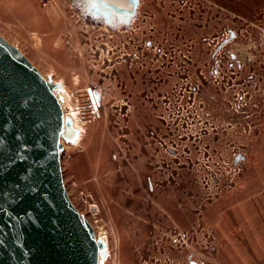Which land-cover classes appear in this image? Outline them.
<instances>
[{"label":"rangeland","instance_id":"374dc122","mask_svg":"<svg viewBox=\"0 0 264 264\" xmlns=\"http://www.w3.org/2000/svg\"><path fill=\"white\" fill-rule=\"evenodd\" d=\"M110 1L0 0V35L85 128L61 138L69 196L107 264H224L226 221L264 226V0Z\"/></svg>","mask_w":264,"mask_h":264},{"label":"water","instance_id":"95a60500","mask_svg":"<svg viewBox=\"0 0 264 264\" xmlns=\"http://www.w3.org/2000/svg\"><path fill=\"white\" fill-rule=\"evenodd\" d=\"M74 135L51 84L0 35V264H98L63 178L61 137Z\"/></svg>","mask_w":264,"mask_h":264},{"label":"crops","instance_id":"0c3cea01","mask_svg":"<svg viewBox=\"0 0 264 264\" xmlns=\"http://www.w3.org/2000/svg\"><path fill=\"white\" fill-rule=\"evenodd\" d=\"M262 150H264V146ZM256 168L261 172L256 173V177L250 181L251 186L254 185L250 195L255 199V207L260 208L257 210L259 215L264 216V153L256 162ZM239 204L241 203L239 202ZM241 211L242 208L239 209L240 215L236 217V220L239 218L243 222L240 231H237L235 222L232 220L226 221L223 226L225 240L223 263L264 264V226L260 220L250 218L246 212ZM244 218L247 220L242 221Z\"/></svg>","mask_w":264,"mask_h":264},{"label":"bare ground","instance_id":"6f19581e","mask_svg":"<svg viewBox=\"0 0 264 264\" xmlns=\"http://www.w3.org/2000/svg\"><path fill=\"white\" fill-rule=\"evenodd\" d=\"M47 81L51 84V81L49 79H47ZM51 86H52L55 94L57 95V97L59 99L60 105H61L62 110H63L65 121H70L71 125L73 126V128L75 130V135L72 139H70V141L74 142V144H76V145H79L84 140L83 136L85 133V128L81 122V118L79 117V113H78L77 109H74L71 107H70L71 109L68 108V106H71V105H70L69 96H68L65 89L63 91V96H60L55 91V89H54L55 86L53 87L52 84H51ZM61 87H62V85H61ZM67 113L70 115L69 117L66 116ZM61 138L63 139V137H61ZM62 139H61V142H62ZM63 146L65 147V145H63ZM97 239H98V241L101 242V245H102V247H100L101 249L98 252V264H107L106 253L109 252L108 243L106 241L107 237L105 235L104 239H106V240H102V241L99 238H97Z\"/></svg>","mask_w":264,"mask_h":264}]
</instances>
